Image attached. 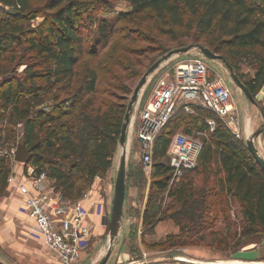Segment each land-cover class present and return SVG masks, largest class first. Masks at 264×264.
<instances>
[{
  "label": "trees",
  "instance_id": "obj_1",
  "mask_svg": "<svg viewBox=\"0 0 264 264\" xmlns=\"http://www.w3.org/2000/svg\"><path fill=\"white\" fill-rule=\"evenodd\" d=\"M126 1L135 13L147 12L161 25L180 29L179 34L174 37L177 38L176 40L192 41L214 33L219 35L217 38L219 44H225L233 54L241 55L245 50L256 51L253 58L259 64L255 74L247 79L239 76L254 96L264 87V0ZM31 2L32 0H0V62L7 52L5 45L21 43L18 35H24L26 29L20 21L22 19L31 21L38 17L39 11H36ZM106 7L100 0L47 2L46 10H55L47 17L58 30L54 28L44 30L38 27L33 32L38 34L42 41L38 42L34 36L29 37L28 42L31 50H36L40 57L45 54L44 64L50 74L63 78L62 80L67 79L70 84L73 82L77 76L75 66L83 49V39L80 35L82 23L84 20L96 23L94 12ZM13 10L15 13H12ZM98 27L100 39L107 42L110 35L108 25L99 22ZM45 31L47 33H44ZM203 46L210 48L213 42ZM223 57L237 73L236 66L225 56ZM148 60L152 61L149 58ZM36 76L35 72L29 74L31 80ZM97 83L96 71L88 68L81 86L74 95L72 105L66 106L65 112H68L70 107L77 106V100L82 94H95ZM25 87L23 81H18L16 84L11 82L2 93L1 100L5 101L3 105L6 109H11L16 119L24 122L22 144L33 153L30 164L36 167V173L46 172L48 177L55 181L56 189L61 191L64 197L77 201L93 185L98 176H105L113 166L114 144L120 141L129 104L128 99L123 96L131 94V88L127 86L118 89L123 92L118 97L109 94L115 99L113 103L101 99L100 105L95 106L94 98L90 97L77 113L74 111L66 113L69 114L70 119L57 123L61 116L53 113L55 106L49 112L44 109L45 101L40 93V87L32 85L29 87V94L22 93ZM48 91L47 89L46 92ZM261 112L264 116V106L261 107ZM177 114L157 139L154 163L156 159L160 163L155 165L153 178H161L156 181L160 190H167L170 187L169 179L172 171L168 163L167 150L172 137L178 133L175 132ZM209 118H195L202 123L200 126L202 133L207 136L203 139L198 167L186 173L180 187L178 189L171 187L168 194L169 199L176 200L182 206L181 210L175 213L174 217L158 218L160 207L157 203L153 205L154 196H151L145 208L143 222V227L148 228L149 231L157 222L168 219L177 222L182 232L188 230L186 228L190 225L205 230L212 217H217L218 213H225L227 210L231 211L229 198L239 205L242 219L250 230L257 231L259 228L264 230V173L245 145L232 142L236 138L224 124L218 122L215 130L210 133L207 124ZM186 132L183 133L191 134L190 130ZM83 143L91 146L81 153L83 164L75 163L71 165L72 167H67L64 162L72 160ZM0 164L2 195L8 187L11 168L5 161ZM217 165L221 168L218 169ZM75 172H77L76 177H74ZM221 172L224 174L223 177H220ZM201 174L203 187L197 194L198 186L195 184V178L197 179ZM191 204L195 205V209L191 214H187ZM220 205L222 208L215 213V208ZM230 229L228 227L227 232ZM179 237H174L172 244V239L168 241L170 245L167 246L177 247Z\"/></svg>",
  "mask_w": 264,
  "mask_h": 264
},
{
  "label": "rangeland",
  "instance_id": "obj_2",
  "mask_svg": "<svg viewBox=\"0 0 264 264\" xmlns=\"http://www.w3.org/2000/svg\"><path fill=\"white\" fill-rule=\"evenodd\" d=\"M49 0H32L31 4L39 11L38 17L35 20L20 21L21 25L26 29L24 35H18L21 39L19 44L5 45L7 52L3 55L0 62V163L5 161L10 168L11 173L20 166V163L15 162L14 153L18 145L23 143L24 122L16 119L11 109H6L3 105L1 96L8 85L13 82L16 84L18 81H23L26 84L25 90L22 93L29 94V87L37 85L40 87V93L44 99V109L49 112L53 106V113L60 115V120L57 123L64 122L70 119L69 114L77 113L80 108L85 105L90 97L94 98V105H100L101 99L115 102L109 94H114L117 97L122 95L123 87L129 86L131 94L126 97L129 100L133 91L138 84L140 78L152 63L157 62L174 49L182 48L189 45H204L213 42L211 50L215 51L218 55L225 56L232 64L236 66L237 73L247 79L255 74L258 62L255 61L253 55L256 51L245 50L241 55L233 54L232 51L226 48L225 44H219L217 38L218 34L210 33L206 37H199L196 40L189 41L176 40L174 38L181 31L172 26L161 25L155 18L147 12L135 13L133 8L126 0H100L106 8H102L94 12L93 17L95 22L84 20L80 29V35L83 39V49L79 56V61L75 66L77 76L70 84L67 79L54 77L50 74L47 66L44 64V55L39 56L36 50H31L29 37H34L38 42H41L38 34H34L38 27L44 30L49 28L57 29L48 15L54 11L46 10V4ZM96 1V0H87ZM99 22L108 25L109 38L107 42L99 37ZM44 33H47L45 31ZM221 39V38H220ZM200 56L201 54L197 49L190 51L184 55H175L169 61L161 65V67L150 77L145 90L142 92L139 101L135 105V110L142 109L147 101H149L151 92L153 90L155 81L157 80L162 69H168L186 56ZM149 59H152L149 62ZM211 70L217 74H222L230 80V85L233 90V96L239 103V114L243 121V116L246 119L255 120L261 113L263 101L260 98L262 89L254 96L257 105H254L231 80L228 69L222 61H209L206 60ZM94 69L98 76L97 91L95 94H82L81 98L77 100L75 108H69L65 112L66 106H71L73 103L74 95L83 82V77L86 70ZM27 70V71H26ZM26 71V73H25ZM35 72L37 76L31 80L29 74ZM136 75H139L138 77ZM49 90L46 92V90ZM40 108H37L39 110ZM134 110V111H135ZM250 110L251 112H248ZM192 114L178 113L175 121V132H186L190 130L191 137L201 141L207 137L202 133V123L196 121V117L213 119L225 125V122L215 116L213 113L208 112L202 108H194ZM35 113V112H34ZM132 123V119H131ZM246 129V123H244ZM131 126V124H130ZM135 130V129H134ZM134 131L130 135L126 143L127 147V188L130 187L131 191H135V201H139L140 208H145L149 197L154 196L153 205L157 203L160 207L158 218L165 219L167 217H174L175 213L181 210L182 206L174 199H169L168 194L171 190H160L157 188V180L161 178H153V175L147 172L139 160L134 159V152L138 146L136 144ZM187 133V132H186ZM251 133L245 139H233V143H241L246 145V142L251 138ZM240 146V145H239ZM91 146L83 143L79 147L77 155L70 161L64 162L67 167L83 164L80 158L83 151H87ZM114 166L111 178L112 184L115 186L118 169L120 167L123 147L118 141L114 144ZM160 163L157 159L152 167ZM167 163V162H166ZM1 165V164H0ZM72 165V166H71ZM76 173L74 177H76ZM190 175V174H189ZM194 174H191V176ZM203 176L195 178V184L198 186L197 194L202 191ZM172 176L169 179L171 184ZM183 179L175 182L172 189H178ZM82 183V182H81ZM169 184V185H170ZM135 187L136 190L131 189ZM18 199L16 196L12 197L8 189L1 195L0 194V261L4 264H58L57 259L45 247L43 241L32 230V227L23 215L25 210L20 208L21 218L18 219L14 214H10L7 210V205L10 201ZM19 200V199H18ZM161 202V204H160ZM220 203V201H218ZM7 204V205H6ZM221 205L215 208V213L220 211ZM237 206L230 203L229 209L225 213H218L217 217H212L205 226V230H201L199 226L190 225L188 230L182 232L179 236L177 248H191L197 246L210 247L217 257L225 259L233 258L242 251V247L249 244H258L264 240V233H257V231L250 230L240 218L237 213H234ZM187 214H191L195 209V205L189 206ZM167 221V220H166ZM189 223L186 225L188 226ZM230 231L227 232V228ZM108 229V228H107ZM141 234L133 232L130 240L127 243H117L112 248V255L109 262L112 264H128L130 262H139L146 259L147 256H159V253L167 248L173 238H168L165 246H154L151 242L152 232L146 227H141ZM224 233V234H223ZM110 248L108 233L98 243L95 239L90 240L84 247L82 260L79 264H100L104 257L107 255ZM221 260V259H220ZM223 260V259H222ZM108 262V263H109ZM119 262V263H118ZM107 263V264H108ZM235 264H238L237 262Z\"/></svg>",
  "mask_w": 264,
  "mask_h": 264
},
{
  "label": "built area",
  "instance_id": "obj_3",
  "mask_svg": "<svg viewBox=\"0 0 264 264\" xmlns=\"http://www.w3.org/2000/svg\"><path fill=\"white\" fill-rule=\"evenodd\" d=\"M206 60L202 55H187L175 66L162 69L149 101L142 109L134 111L131 127L135 129L133 135L138 146L134 159L139 160L147 172L154 165L158 137L179 111L192 114L197 107L210 111L225 122L234 138L245 139L239 103L233 96L230 80L213 72ZM207 124L210 133L213 132L216 122L207 119ZM202 149L203 143L188 134L178 132L172 137L167 150L172 171L170 187L198 167ZM48 178V174L42 172L22 182L11 174L8 185L15 188L26 211L34 220L36 234L59 264H79L94 229L87 222L89 213L84 206L94 189L91 188L75 202H66L64 208H67V212L65 216L58 218L57 212L62 209L63 197L54 188H42ZM103 191L107 192L106 189ZM101 192L102 190L97 191L98 194ZM109 220L105 223L107 227ZM145 257L147 258L146 254ZM175 263L194 264V261L178 257ZM254 264H264V261Z\"/></svg>",
  "mask_w": 264,
  "mask_h": 264
},
{
  "label": "crops",
  "instance_id": "obj_4",
  "mask_svg": "<svg viewBox=\"0 0 264 264\" xmlns=\"http://www.w3.org/2000/svg\"><path fill=\"white\" fill-rule=\"evenodd\" d=\"M261 89L262 92L259 95L261 100L263 101V106H264V87H262ZM248 112L251 111L248 110ZM243 122L246 123L245 125L246 129L244 127ZM242 125L244 129V138H245V134L246 136L249 133L253 135L264 125V116L262 112L259 114L258 117H256L255 120H252L251 118L246 119V117L243 116ZM133 131H134V127L130 126L128 134L130 135V132L132 133ZM256 146L260 152V155L264 158V134L258 139V141L256 142ZM217 166L218 169L221 168L220 165ZM112 168L107 172L105 176L103 177L98 176L99 179L97 178L95 179L93 185L87 190L89 191L91 188H93L94 192L92 196L84 202V206L89 213L87 217V222L89 224H92L94 227L92 237L90 240L95 239L97 243L99 241H102V238L108 233V229H107L108 227L106 226L105 223L107 219L111 218L112 215L114 191H115V186L111 182V178L113 174ZM149 173L153 175V170L151 169ZM11 174H13L19 181L25 182L28 180L29 177L37 173H36V167L33 164L20 163V166H17L16 169L12 171ZM201 176L202 174L199 175L198 177L201 178ZM223 176L224 174L221 172L220 177ZM42 188L43 189L54 188L56 191L61 192L58 189H56L55 181L51 178H48L44 182ZM7 189L12 197L16 196L19 199L18 200L16 198H13L14 200L10 201L8 205L6 204L8 206L7 210L9 211L10 214H14L18 219L21 218L20 217L21 215L25 216L24 220H26L27 223L31 225L32 230L35 231L34 220L29 216L28 212L26 211L24 203L20 198V196L18 195V193L16 192L15 188L11 185H8ZM105 189L107 190V192L103 191ZM131 189L136 190L135 187H132ZM99 190H102L100 194L97 193V191ZM62 197H63V201H62L63 204L61 205L62 209L57 212L58 218L65 216L67 212V208L66 209L64 208L66 202H70V203L75 202L74 200H70L64 197L63 194ZM134 198H135V191H131L130 193V187L126 188V198H125L122 227L114 245L117 243H122V244L127 243V241L130 240V236L132 235L133 232H136L138 234L142 232L140 228L143 227L144 213L148 202L145 208L142 207L140 208L139 201L136 202ZM229 200L237 206L234 213H237V215L240 218H242L239 205L233 202L232 198H229ZM20 208L25 210V214H21ZM150 231L152 232V236L150 237L152 240L151 242L154 244V246L163 247L165 246L166 243H168L167 242L168 238L178 237L181 234L182 229L181 226H179V224L175 222L173 219H168L167 221L157 222L154 228L151 229ZM257 233H264V230L259 228L257 230ZM178 257H186L194 261V264H201V263L202 264H235L236 262L238 264H254L257 262L264 261V240L258 244L253 243L242 247V251L239 254L229 259H225L223 257H217L216 253L210 247L207 246H197L187 249L185 248L178 249L177 247L167 246V248L165 247V249H163L159 253L158 257L154 255H149L147 256L146 259H143L135 263L130 262L128 264H176L175 259ZM108 264H112V263L109 262Z\"/></svg>",
  "mask_w": 264,
  "mask_h": 264
},
{
  "label": "water",
  "instance_id": "obj_5",
  "mask_svg": "<svg viewBox=\"0 0 264 264\" xmlns=\"http://www.w3.org/2000/svg\"><path fill=\"white\" fill-rule=\"evenodd\" d=\"M15 13V10L12 11ZM197 49L199 53L205 57L209 61H222L228 72L230 74L231 80L233 83L240 88L246 97L254 104L257 105L256 99L254 95L250 92V90L246 87L244 82L241 80L238 73L235 72L234 67L221 55L216 54L210 48H207L203 45H190L183 48H178L171 50L166 55H164L160 60L151 65L140 78L138 84L136 85L133 94L129 100V104L127 107V112L124 119V124L122 127V133L120 137V144L123 147V153L121 157L120 167L118 169L116 183H115V191H114V202L112 215L109 220L108 227V235H109V244L110 248L107 255L104 257L100 264H107L112 255V248L116 239L119 236L123 217H124V207H125V198H126V188H127V139H128V131L131 124L132 115L135 110V105L139 101V98L142 92L145 90L150 77L167 61H169L175 55H184L189 53L190 51ZM264 134V125L260 128L256 133L252 135L246 142L248 151L252 155L256 164L260 167L261 171L264 173V158L260 155V152L256 146V142L258 139ZM14 160L18 163L29 164L33 158V153L30 149L26 148L24 144H19L16 152L14 153ZM0 264H4L0 261Z\"/></svg>",
  "mask_w": 264,
  "mask_h": 264
}]
</instances>
